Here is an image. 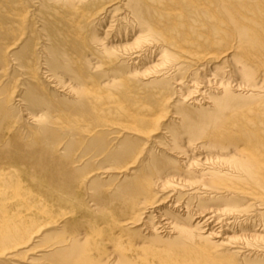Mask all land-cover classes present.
Returning a JSON list of instances; mask_svg holds the SVG:
<instances>
[{"label":"bare ground","instance_id":"1","mask_svg":"<svg viewBox=\"0 0 264 264\" xmlns=\"http://www.w3.org/2000/svg\"><path fill=\"white\" fill-rule=\"evenodd\" d=\"M248 1L255 0H108L93 13L119 12L131 20L135 34L124 43H107L108 31L104 37L94 31L86 39L81 26L84 19L93 18L89 9L102 0H35L34 8L51 3L71 8L72 26L86 42L71 51L59 44L61 40L46 43L49 60L43 73L52 87L73 100L65 106L53 102L38 84H29L17 98L0 78V259L22 264L13 262H21L20 247L35 239L34 260L43 264H264V213L259 212L264 208V99L259 94L264 91V71L251 57L239 55L259 49L264 20L249 16V11L233 14ZM1 11L10 23H0V75L7 70L11 52L18 68L30 75L36 71L37 53L28 48L29 40L18 52L9 53L7 47L27 37V15L38 9L9 13L0 1ZM221 24L238 36L229 49L219 52L228 34L218 27ZM207 29L212 30L208 36L199 33ZM165 43L170 50L161 47ZM157 48L161 54L156 63L139 74H162L165 69L181 73L185 66H175L176 60L188 64L184 72L193 65H199L195 72L205 71L201 77L189 76L186 86L181 82L184 98L196 94L178 115L167 117L165 105L157 100L136 103L134 109L120 101L133 83V72L120 74L111 66L115 57L126 50L136 59ZM86 49L89 54L79 62L75 54ZM94 72L106 80L95 79ZM70 112L81 117H69ZM258 112L261 119L254 116ZM165 117L168 123L163 125ZM111 127L142 138L163 135L169 149L164 150L175 156L183 172L156 166L154 153L145 157V148L127 138L120 146L111 144ZM184 137L189 138L181 148ZM194 142L190 157L182 153ZM142 158L156 163L149 176L140 177L136 169ZM100 161L107 167L89 166ZM88 166L91 169L84 172ZM111 172L119 181H102L105 176L100 175ZM157 187L166 190L159 200ZM213 193L232 204L208 210L195 205L204 195L216 198ZM92 198L103 202L94 206ZM255 209L259 210L252 220L247 216ZM235 225L241 231H232Z\"/></svg>","mask_w":264,"mask_h":264},{"label":"rangeland","instance_id":"2","mask_svg":"<svg viewBox=\"0 0 264 264\" xmlns=\"http://www.w3.org/2000/svg\"><path fill=\"white\" fill-rule=\"evenodd\" d=\"M0 1L3 3V9H6L9 13L11 12V10H21L22 11L23 9H28V10L29 9H38V11H37L38 13H34L32 15H30V13H29V15H27L28 18L25 22V27H26L25 34L26 35H24V37L25 36H27V37L23 38L21 41H19V40L14 41L13 40L12 43H10L7 47V49L9 50V53L11 50H13L14 52H18V50L21 49L20 47H22V49H23L24 48L23 45L26 44L27 40H29V42L27 43V45H29L28 48H30L31 50L34 49L33 52H35V54L37 53L36 54V56H37L36 57V61H37L36 71L31 72L30 75H26L24 73V71H22V70H20V68H18V63L15 62V56L11 52L10 53L11 55L9 54V57H8V63L6 62V65H5L7 67V70H4L6 72H4L3 74L0 75L2 83L6 87L7 91H13L14 90V94H15L14 96L17 97L20 93L22 94V92L29 87V84H38L39 87L42 89V91L47 93V94H50V96L52 97V101L56 102L58 105L65 106L67 103L72 102L73 100L70 99L69 96H67L66 94L63 95L62 91H59V90H57L51 86L54 83L49 82L50 80H49L48 76L46 75L47 73L44 75V73L47 70H46V68L43 69L44 64H46L47 61L49 60L48 56H47V49H46V47H47L46 43L49 41V39L51 40L52 43L53 42L56 43L55 41L59 42V40H61L59 42V44L61 46H64V48H66L68 45V47L66 49L69 50V48H70L69 51L74 49L73 48L74 46L81 47L82 46L81 42H86L85 39L79 40L81 38L78 37L77 32H76L77 31L76 28L74 26H72V22H71V20H72V9L65 6V5H61L59 3H51V4H46L42 8L41 7L40 8H34V6H37L35 0H20V1L24 2V3H22L23 6L15 5L16 3H18V0H0ZM102 1H103V3H100L98 7H94L93 9H89V13L94 14L93 12H95L97 10V8H100L101 6H107L105 4H107L108 0H102ZM121 1H124V0H121ZM225 1L228 3H231L230 0H225ZM237 1H239V0H236V2ZM245 6H247L248 9H245L246 8ZM245 6L244 5L240 6L241 9H239L238 11H233L234 12L233 14L240 16V15H245L246 11H249V13H248L249 16H254V15L263 16L262 18L264 20V0H255L253 3L248 1V3ZM107 8L108 7H106V9ZM227 12L230 13L232 11L228 10ZM2 15H6V12L1 11L0 23L4 21V23H7V25H8L10 23L9 17L4 18V17H2ZM125 19L126 18H124L121 14L119 15V12L115 13L114 15H113V13H108V14L105 13V14L100 15V16L94 14L92 19H88V18L84 19L82 21L81 26H83L82 27L83 31H85L84 36L86 39H88L87 36H91L94 31L101 33V35L104 37V32L106 30V31H108V34L105 38L106 42L108 41L109 43H124L126 41L131 40L132 36L135 34V32H133V29H132L133 26L130 25V24H132L131 20L130 19L125 20ZM51 25L53 26L52 28L50 27ZM218 27L223 29V30H226L228 32L225 39H223L224 44L221 45V47L218 49L219 52L220 51L222 52V51L229 49L232 46V44L234 43V39L237 38L238 34L232 33V31L229 30L224 24L218 25ZM49 29H52V31ZM84 29H86V30H84ZM47 31H50V32H47ZM53 31H54V34H57V36L54 34H53V36L50 35V33H53ZM60 32L62 33L61 35H59ZM209 32H212V30L209 31V29H207L204 31H200L199 33L203 34L204 36H208ZM48 33L50 36L46 35ZM210 34H212V33H210ZM15 36H20L19 31L15 32ZM84 36H83V38H84ZM61 37H62V39H60ZM63 37H65V41H63L64 40ZM258 40L259 41L257 42V44H258L257 47L259 49H257L255 52H247V53H240L239 51L238 52H239V55L242 57L243 56L251 57L255 61V64L259 65L260 68L262 69V71H264V34L259 36ZM62 41L66 42L67 44L65 45V43H64V45H63ZM16 42H17V44H15ZM91 44H94V43L88 42V45H91ZM88 45H87V49H88ZM11 46L14 49L9 48ZM26 46H25V48H26ZM206 46H205L206 48L211 49L210 46H208V45H206ZM84 47L86 48V46H84ZM161 47L165 48V49L167 48L168 50H170L169 49L170 48L169 43H165V45H163ZM87 49L84 50V52L83 51L78 52L79 55L77 53L75 54L78 56V57L77 56H75V57L77 58V60L79 62H82L80 60L85 61L82 58L84 55L89 54V50H87ZM25 50L26 49H24V51ZM127 52H126V50L124 52L123 51L120 52L121 56L118 54L119 56L117 55L118 57L117 56L115 57L116 60H115L114 64L111 65L112 67L116 68L120 74H124L128 70H131V71H128V73L133 72V75L131 76L133 83L129 89H126L124 92L121 93L120 101H122L123 103L128 105L130 108L134 109L136 103L142 102L145 104V103H150V102H154L157 100L158 102H161L162 105L163 104L165 105L164 106L165 110L163 111V114H167V117L172 115V114H177L178 113L177 111H180V110L184 111L185 108H189V107H183V104L190 101V100H191L190 102H192L193 101L192 99L195 97L194 94H196V93H193V95L191 94V96H189L188 98L186 97V95H187L186 94L185 98H184V95H182V92L179 91L180 90L179 88H180V84H182L181 82H185L186 83V84H184L185 86L188 85L187 82L189 80H191L190 77L194 73L195 74L197 73L194 76L201 77V74H203L205 71H196L195 72V70L199 69L198 68L199 65L198 66L193 65V67H191L190 69L188 68L189 71L187 69V71L184 72L185 70L184 71H182V70L185 69L186 66H188V64L183 62V61H177L176 60V61H172V63L175 64V66H176V64H181V65L185 66L183 69H181V73L180 72L178 73V70H175V69H168V70L165 69L162 71V74H160L161 71H156L157 73L153 71V72H151V74H150V72H148L149 75H147V73L146 74H144V73L139 74L138 72L142 73V69L146 68L148 65L156 63V61L158 60V58L160 57V54H161L159 49L157 48L155 53L150 52V51L146 52V50H145V52L142 54V56H144L145 59L142 58V56L135 59V57L132 55V53H129V52L127 53ZM167 54L169 56H171L173 53L169 51ZM123 55H125V56L122 57ZM4 61H5V59H4ZM190 64H192V63H190ZM190 64H189V66H190ZM210 65L216 66V64H214V63H211ZM106 68L108 69V67L106 66L104 68H101L100 70L105 71ZM194 68H197V69H194ZM177 69H178V66H177ZM135 70H136V72H135ZM37 72H39L40 74ZM98 72H100V71H98ZM98 72H94L95 79L106 80V76L98 74ZM153 73H155V74H153ZM136 74H137V76H136ZM158 74H160L161 76L159 77ZM183 76H186V77L184 79H181L180 77H183ZM32 77H35V80ZM163 77H164V79H163ZM209 77H211V76H209ZM159 79H162V80L159 81ZM185 79H187V80H185ZM189 83L192 84L191 82H189ZM199 83H200V85H203L202 89H206V84H204L202 82H199ZM191 87H192L191 89H194L193 86H191ZM257 89H261V88H257ZM259 94L264 99V91L261 90V92H259ZM59 95H61V96H59ZM17 98H20V97H17ZM183 98L186 99V100H184V102L182 100ZM15 100H17V99H15ZM15 100H13V102H15ZM70 113L72 115H69V117L70 116L81 117L80 115H76V112H70ZM254 116L257 119L262 118V115L260 112L256 113ZM167 117H165V119H164L165 122H163V125L164 124L166 125L168 123L166 121ZM172 126L173 125H171V128H172ZM108 129H110V132H111L108 135V138H109L108 140L111 142V144L114 143L116 146H120V142L123 141L125 138H127V140H129L130 144H132V145L141 144L142 147L145 148V151H144L145 157L150 152L154 153L155 154L154 160L156 161V163H158V165H156V166L164 167L168 170L173 169V171H174V169H175L174 167H176L178 165V164L176 165L177 162L173 159L175 156H173L172 154H169L165 151V150H169V149H168L167 141L164 138H162L163 135L159 134V135H153L152 137H146V138L143 137L142 138L141 136L140 137L138 136L137 132H134L131 130H127V129L123 130L120 128H113V127L108 128ZM172 129L173 130L179 129L182 132L185 130V128H180V127H175ZM187 138H189V137H184L180 140V143H179L180 147L182 144H185V142L188 140ZM196 145H197V142L191 143L190 146H187L182 150L183 151L182 153L189 154V157H190L189 152H193L192 149H194ZM181 148H183V147H181ZM167 156H170V158H172V159H167L166 158ZM104 163H106V162H104ZM104 163H103V161H100V162L95 163V164L92 163V165H89V166L92 169L97 168V167L106 168L107 165H104ZM156 163L155 162L153 163L152 161L151 162L147 161L144 158H142V161L136 167V169L139 171V176L144 177L145 175L146 176L151 175V173L154 170L152 167V164H156ZM89 166L86 168L87 170L85 169L86 171H84V172H87L91 169ZM177 167H179V166H177ZM177 167H176L175 171L177 173H179V175H181L180 173L183 172V169H178ZM102 176H105V178L102 179V181H105V182L108 181L109 183L113 184L114 182L119 181V179L117 178L118 174L114 173V172H111L108 175H106V174L100 175V177H102ZM128 178H130V177L128 176ZM204 181H205V183H210L211 179H210V177H205ZM157 188H158L157 189V194H158L157 200H159L160 198L163 197L162 195H164V192H166V190L163 189V191L160 192L159 187H157ZM213 195L216 198H211V197L209 198L208 195H204V196H202L203 199L202 198L196 199L195 205L196 206H199V205L208 206V208L205 209V210H208L209 207H210V209H215V208L224 209V208L228 207V205L232 204L231 201H227V200H224L222 198H217V197H220L221 194L213 193L212 196ZM87 200H90V199H87ZM247 200H249V199L248 198L245 199L246 202H247ZM90 201H91L90 204H93V205L95 204L94 206H96L98 204H102L103 199L95 198V200H93V198H92V200H90ZM96 203H98V204H96ZM256 210H259V209H255L252 212H249L248 215H250V216H247V217H250L252 220H254L256 215H257ZM259 212L264 213V208L259 210ZM258 226H261V225L256 222V227L260 228ZM239 230L241 231V229L238 227V225H235L232 229V231H239ZM34 240L35 239H32L31 241H29L28 243H26L22 247H20V249H22V252H23L22 255L19 256V260H21V262L20 261H13V262L22 263V264H43V261L34 260L38 257L37 256V249H36L38 246L34 247V243H33ZM7 261H8V259L6 257H4V258L0 259V264H10Z\"/></svg>","mask_w":264,"mask_h":264}]
</instances>
